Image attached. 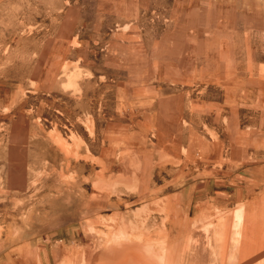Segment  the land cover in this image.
I'll list each match as a JSON object with an SVG mask.
<instances>
[{
  "label": "rangeland",
  "instance_id": "rangeland-1",
  "mask_svg": "<svg viewBox=\"0 0 264 264\" xmlns=\"http://www.w3.org/2000/svg\"><path fill=\"white\" fill-rule=\"evenodd\" d=\"M236 22L264 33V0H0V264L144 251L138 229L80 221L91 200L93 211L122 202L96 194L129 188L122 85L152 80L161 56L168 67L187 28L226 35Z\"/></svg>",
  "mask_w": 264,
  "mask_h": 264
},
{
  "label": "crops",
  "instance_id": "crops-1",
  "mask_svg": "<svg viewBox=\"0 0 264 264\" xmlns=\"http://www.w3.org/2000/svg\"><path fill=\"white\" fill-rule=\"evenodd\" d=\"M190 28L168 67L161 56L152 80L122 85L116 125L130 156L118 179L129 188L96 194L122 202L80 211L95 228L138 229L145 252L92 253L90 264H264V33Z\"/></svg>",
  "mask_w": 264,
  "mask_h": 264
},
{
  "label": "bare ground",
  "instance_id": "bare-ground-1",
  "mask_svg": "<svg viewBox=\"0 0 264 264\" xmlns=\"http://www.w3.org/2000/svg\"><path fill=\"white\" fill-rule=\"evenodd\" d=\"M150 251V250H149ZM131 253V252H130ZM139 253H141V252H139ZM126 254V253H125ZM162 258V257H161ZM104 262V261H103ZM106 264V263H105Z\"/></svg>",
  "mask_w": 264,
  "mask_h": 264
}]
</instances>
